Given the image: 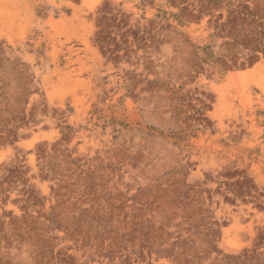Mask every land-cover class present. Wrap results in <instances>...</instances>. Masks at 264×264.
Returning <instances> with one entry per match:
<instances>
[{
    "label": "rangeland",
    "instance_id": "obj_1",
    "mask_svg": "<svg viewBox=\"0 0 264 264\" xmlns=\"http://www.w3.org/2000/svg\"><path fill=\"white\" fill-rule=\"evenodd\" d=\"M99 1L0 0V264H264V0Z\"/></svg>",
    "mask_w": 264,
    "mask_h": 264
},
{
    "label": "bare ground",
    "instance_id": "obj_2",
    "mask_svg": "<svg viewBox=\"0 0 264 264\" xmlns=\"http://www.w3.org/2000/svg\"><path fill=\"white\" fill-rule=\"evenodd\" d=\"M100 1H102V0H100ZM100 1L98 2V3H100ZM98 5V4H97Z\"/></svg>",
    "mask_w": 264,
    "mask_h": 264
}]
</instances>
